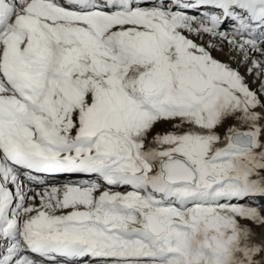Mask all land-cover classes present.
<instances>
[{
  "label": "snow or ice",
  "instance_id": "6c2138e0",
  "mask_svg": "<svg viewBox=\"0 0 264 264\" xmlns=\"http://www.w3.org/2000/svg\"><path fill=\"white\" fill-rule=\"evenodd\" d=\"M0 264H264V0H0Z\"/></svg>",
  "mask_w": 264,
  "mask_h": 264
},
{
  "label": "bare ground",
  "instance_id": "6f19581e",
  "mask_svg": "<svg viewBox=\"0 0 264 264\" xmlns=\"http://www.w3.org/2000/svg\"><path fill=\"white\" fill-rule=\"evenodd\" d=\"M222 58V57H221Z\"/></svg>",
  "mask_w": 264,
  "mask_h": 264
}]
</instances>
